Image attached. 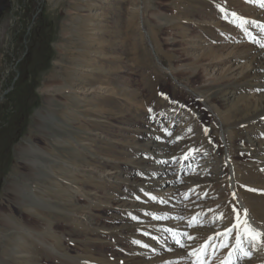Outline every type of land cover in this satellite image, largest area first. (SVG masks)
<instances>
[{"label":"rangeland","instance_id":"obj_1","mask_svg":"<svg viewBox=\"0 0 264 264\" xmlns=\"http://www.w3.org/2000/svg\"><path fill=\"white\" fill-rule=\"evenodd\" d=\"M3 1L0 93L36 5ZM40 7L0 102V264H264V0ZM244 210L261 235L220 247Z\"/></svg>","mask_w":264,"mask_h":264},{"label":"flooded vegetation","instance_id":"obj_2","mask_svg":"<svg viewBox=\"0 0 264 264\" xmlns=\"http://www.w3.org/2000/svg\"><path fill=\"white\" fill-rule=\"evenodd\" d=\"M35 2H36V5L34 6L35 9L32 13L29 10H27V5L25 2H22L21 4V7H23L22 12H24L25 14L24 16L30 17V21L26 25L24 30L21 26L22 17H20L19 25L17 27L14 28V26H11L9 28V33L11 34V47H9L10 49L6 52V55L9 58V64H8L7 71L5 72L6 78H4L2 81V84L6 85L7 88H5L3 92L0 93V96L4 93L5 90L10 89L11 84L13 85L15 83L16 77L19 74V71L17 70V66L23 61V59L26 57L27 51L29 50L30 36L32 35L34 30H35V33H37L36 31L37 29L35 28V25H36L35 21L40 13V10H41L40 6H41V3H43V1L35 0ZM3 5H4V1L0 0V11H2V9L4 8ZM20 32H22V38L20 42L17 43V39L19 38ZM15 43H17L16 46H15ZM11 71L15 73L16 76H14L12 83L8 85L7 84V81H8L7 74H9ZM1 99H0V102H1Z\"/></svg>","mask_w":264,"mask_h":264},{"label":"bare ground","instance_id":"obj_3","mask_svg":"<svg viewBox=\"0 0 264 264\" xmlns=\"http://www.w3.org/2000/svg\"><path fill=\"white\" fill-rule=\"evenodd\" d=\"M102 3H104V2H102ZM92 13H90V17L91 18H96L99 14H100V11L98 10V9H95V10H92L91 11ZM94 30H98L97 29V27H94L93 28ZM94 34H97V33H94ZM93 40H91L90 38H88V39H86V41H84L83 42V44H85V45H93ZM97 43H100L99 41H97ZM103 52H100V53H98L99 55H101ZM103 57H105L104 55H103ZM103 59V58H102ZM100 63V64H102L99 60H96V59H92L91 60V64H97V63ZM77 64V63H76ZM259 65V64H258ZM97 69H100V67H96ZM82 69V68H81ZM91 89V88H90ZM89 89V90H90ZM87 90V89H86ZM93 90V89H92ZM92 90L91 91H89V93H91L92 92ZM39 114V113H38ZM39 116H40V119H41V121H43L45 118H47V117H49V114H46V116H45V118H44V116L43 115H40L39 114ZM26 150H28V151H31V150H33V151H40L41 149L40 148H38V147H31V146H18V151H19V153H21V154H23V155H26V154H33V153H35V152H25ZM23 159H24V162H25V164L27 165V167H28V169L30 170V173H31V175L32 176H35L36 175V171H37V166L38 165H40L41 164V162L40 161H38V160H36V159H26V157L24 156L23 157ZM211 161V160H210ZM207 164V166H210V168H213L214 167V165L212 164V162H208V163H206ZM210 170V169H209ZM233 175V174H232ZM157 183V182H156ZM23 188H25L22 184H19V183H11L10 185H9V190H11L12 192H14V193H16L17 194V196H18V194H21V190H23ZM30 190V189H29ZM236 199V198H235ZM239 200V199H238ZM240 201V200H239ZM243 206V208H244V205H242ZM246 218H247V221L248 222H252V218H251V215L247 212V216H246ZM43 243V242H42Z\"/></svg>","mask_w":264,"mask_h":264},{"label":"snow or ice","instance_id":"obj_4","mask_svg":"<svg viewBox=\"0 0 264 264\" xmlns=\"http://www.w3.org/2000/svg\"><path fill=\"white\" fill-rule=\"evenodd\" d=\"M235 15V13H233ZM245 212V218L241 220L239 213L236 215L237 223L233 224L229 228L225 229L223 233H217V236H222L224 239L221 240L220 242V247H225L226 244L224 243V240L227 239L228 236L232 234L233 229H237L236 233V244L235 247L239 248L240 247V242H241V235H244L246 238L251 237V239L256 240L259 238L261 235L259 232H256L254 229H252L251 225L248 224L247 221V210H244ZM195 219V218H194ZM213 240V237H209L207 241H205L204 245H201L199 249L193 250V255H195L198 251H203L206 249L209 241ZM250 253H245V255H249Z\"/></svg>","mask_w":264,"mask_h":264},{"label":"water","instance_id":"obj_5","mask_svg":"<svg viewBox=\"0 0 264 264\" xmlns=\"http://www.w3.org/2000/svg\"><path fill=\"white\" fill-rule=\"evenodd\" d=\"M39 1H43V0H39ZM6 92H4L1 96H0V99L3 97V95L5 94Z\"/></svg>","mask_w":264,"mask_h":264}]
</instances>
